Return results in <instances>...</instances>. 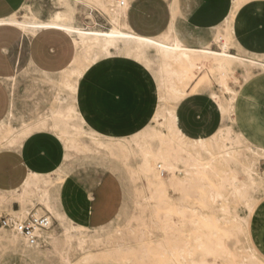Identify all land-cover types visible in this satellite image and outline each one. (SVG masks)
Returning <instances> with one entry per match:
<instances>
[{
	"label": "bare ground",
	"instance_id": "1",
	"mask_svg": "<svg viewBox=\"0 0 264 264\" xmlns=\"http://www.w3.org/2000/svg\"><path fill=\"white\" fill-rule=\"evenodd\" d=\"M58 1L60 10L47 21L40 20L31 12L28 6L29 0L25 2L20 13L4 19L11 22L5 25L16 27L28 36H33L39 30L46 29L64 32L72 38L76 54L69 67L58 74L33 70L49 83L60 85L65 93L57 91L52 95L50 107L46 108L37 120L31 124L23 122L16 128L8 124L14 108V102L11 100L9 112L0 122V143L4 142L7 149L19 150L24 140L32 134L50 131L63 144L64 162H67L70 156L69 149L78 150L81 147L89 152L91 151L90 143L102 147L108 144L104 140H116L118 144L120 143V147L126 148L123 144L126 137L114 135L112 131H99L88 122L86 113L81 108L78 94L80 80L92 66L96 65L101 58H110L122 51L125 58L141 63L152 73L156 83L157 99L165 105V109L152 114L151 122L155 123V127L149 124L144 125L130 133L129 136L139 148V166L145 175L150 199L155 202L158 210L165 211L164 238L158 244L157 256L167 255L166 263L173 264L174 256L179 258L183 255L176 250L183 249L185 245H191L202 264H209V258L214 262L218 259L227 261L223 262L226 264H261L264 256L260 254L254 241H251V246L246 247L240 241L239 238L244 235L241 222L243 219L230 213L228 198L222 192L224 185L228 184L231 187L230 195L239 198L244 210L249 214L264 200V179L257 176L252 169L254 158H264V149L258 147L259 145H252L253 143H250L247 137L235 131L234 125L240 120L238 108L240 94L236 87L229 84L233 82L236 85L239 78H242L244 82L248 81L253 71L264 74V58L258 54L242 51L233 35L235 17L249 2L254 0H231L229 14L218 26L217 35L213 40L218 51L211 48L190 49L185 47L175 37L171 27L157 37H142L133 33L126 22V10L131 0H73L76 3H83L90 10H98L105 15L110 25L106 31L79 27L75 24L74 8L70 6L69 0ZM167 1L174 19L180 11L178 0ZM88 16L92 18L91 14ZM232 48H235L236 54L230 53ZM237 70H240L241 74H238ZM56 75L59 77L55 78ZM210 75L216 78L219 92L212 91L208 96L217 105L223 124L210 136L211 139L209 137L189 139L177 126L176 107L188 96L187 88L192 83L195 82L197 88L202 85L209 86L212 81ZM14 79L2 80L9 93L13 91L11 82ZM81 136L87 138L90 143L81 141L79 139ZM140 140H156L158 143L156 142L157 145L153 149L148 147L147 141L141 145ZM244 142H249V145L245 146V151L249 152L247 155L238 151L239 148L244 147ZM126 153L130 154V152ZM202 154H206L207 159H204ZM238 156L241 157L238 162L242 165L245 175L243 180H240L236 173L228 176L227 171L223 169L224 164L230 161L237 162ZM249 156L253 160H249ZM157 159L164 165L163 172L156 169ZM208 160L213 161L211 167L206 166ZM173 166H176L177 171L171 174ZM185 166L194 174L181 173L179 169ZM165 172L168 173L167 176L164 175ZM60 173H62L61 167L49 175L29 172L20 188L7 193L0 191V201L11 198L19 205L17 211H12L14 216L8 215L10 217L26 214L27 208L37 202L51 215V222H58L63 228L65 240L69 242L75 239L76 246L81 251H85L88 243L95 245L100 243L106 226L94 229L86 227L79 223L76 217L68 214L58 197L51 196L54 183L52 175L58 174L59 176ZM176 173H181V177ZM161 175L171 176L168 187H176L184 193L187 208L189 207L187 198L192 188L196 185L200 188L206 187L204 194L199 193L200 203L207 213L206 216H202L206 223L198 224L192 220L187 213V208L184 209V215L176 216L177 222L171 220L170 211H174V205L171 202L165 203L168 193L164 184L158 182ZM257 189L259 193L256 202H252L250 190ZM88 199H90L89 195ZM121 213L122 208L116 218ZM222 221H229L232 224L228 233L221 230ZM50 228L40 233L41 241L48 240L49 243L54 241V236L49 232ZM88 230H94L98 235L90 236L86 233ZM246 233L249 234L247 231ZM12 234L15 245L20 244L18 241L20 239L24 242L25 248H40V243L31 247L19 234ZM220 235L227 236V248ZM235 247L239 251L244 250L245 253L233 252ZM253 251L258 252L262 259ZM85 253V258L78 264H88L90 261L86 251ZM191 260V256H183L179 264H191Z\"/></svg>",
	"mask_w": 264,
	"mask_h": 264
},
{
	"label": "rangeland",
	"instance_id": "2",
	"mask_svg": "<svg viewBox=\"0 0 264 264\" xmlns=\"http://www.w3.org/2000/svg\"><path fill=\"white\" fill-rule=\"evenodd\" d=\"M36 1L39 0L29 1L30 8L34 12L39 13L41 17H45L48 14L49 17L54 10V0H42V2L45 3L43 11L39 9V4H36ZM69 3L70 6L74 8V13L76 12L77 14L76 24L79 25V27L99 31H106L110 28L107 18L103 20L98 13H93L92 18H90L88 16L91 13L90 9L85 7L83 3H76L74 1ZM211 49L218 51L217 46L211 47ZM262 57L264 58V56ZM237 73L241 74V71L237 70ZM88 74H91V78H87ZM58 77V75L55 76V78ZM210 77L212 81L209 86L202 85L197 88L194 82L187 88L188 96L177 106V111L182 117L185 105L191 104L192 112L195 111L199 118V113L213 110L203 109V107L206 106V101L203 99H208V95L212 91L219 92L216 78L211 75ZM87 79H91L94 82L93 84L99 86L103 92L112 91L114 93H119L123 97H125L123 91L129 88L131 84L141 86L144 88V91L153 94V96L149 95V97L143 99V103L145 105H150V107L142 110L141 114L135 117L134 115H130V109L110 107L109 104L103 101V97L102 101H99L98 98L88 100L81 94V88ZM263 81L264 74L253 71L248 81L244 82L242 78H239L236 85L233 82H229V84L239 90V101L242 99L246 100V102H250L253 88ZM11 83L13 85V91L9 94L11 100L14 102V108L8 124L12 128L20 126L23 122L28 124L33 123L46 108L50 107L53 94L57 91L65 93L60 85L49 83L42 75L31 70L28 64H22L20 66L16 78ZM78 94L82 96L80 97V101L84 102H81V108L86 113V119L96 129H98L96 123L100 126H112L115 129L128 126L126 125L128 122L132 124L137 122L138 129L147 124L155 127V123L151 122L152 114L154 112H160L161 109H165V105L157 99L156 83L152 73L141 63L125 58L122 51L110 58H101L96 65L92 66L90 70L86 72L83 80H80ZM195 101L197 102L196 104ZM239 101L238 105L240 106H238V108L240 116L241 110L243 109L246 113L247 109L246 105L239 104ZM170 105H167V107H170ZM212 112L214 114V110ZM121 120L125 122L122 121V123ZM199 120L200 119L197 121ZM242 120L240 116V120L234 125L235 131L241 133L243 137H247L250 143H253L252 145H259L258 147L264 149V146L259 141H256L248 132V126L242 124ZM214 121L216 122H214L215 124H210L205 127L215 129L223 124V122L220 120L218 121L216 117H214ZM132 132L114 134L126 137L123 140V144L126 148L120 147V143L118 144L116 140H110L111 142L104 140V142L108 144L100 147L90 143L87 138L81 136L79 137L81 141L90 143L91 151L88 152L81 147L78 150L69 149L68 152L70 156L67 162H63L62 160L64 150L59 144L61 148L60 166L62 173H60L59 176L58 174L52 175L54 183L51 189V196L53 198L58 197L64 208L68 211V214L76 217L79 223L82 224L81 215L87 202L88 195H84L70 179V173L75 168L84 165H95L104 168L118 178L121 186L122 213L118 218H114L106 225L105 233L102 234L98 245L94 243L87 244L88 248H86L85 251L90 257L88 264H167V255L162 257L157 256L158 244L162 242L164 238L163 227L166 222L165 211L158 210L155 202L150 199L147 181L139 166V148L129 137ZM146 141L148 147L153 149L158 143L156 140H140L139 143L142 145L146 143ZM248 143L249 142H244V147L239 148L238 151L242 154H249V152L245 151V146ZM3 149H7L4 142L2 144L0 143V150ZM126 152H130V154L127 155ZM202 157L207 159L206 154H202ZM237 159V162L230 161L228 164H224L223 169L227 171L228 176L236 173L239 179L243 180L245 175L242 171V165L238 162L241 157L238 156ZM248 159L253 160L250 156ZM252 169L257 176L264 179V158H254ZM167 174L166 172L164 173L165 176H167ZM176 175L181 177L182 174L176 173ZM205 190L206 187L200 188L199 185H196L192 188L187 198V204L189 206L187 208V213L192 220L196 221L198 224L206 223L202 219V216H206L207 213L200 203L199 196V193L204 194ZM230 190L231 187L225 184L222 192L228 198V204L231 208L230 213L243 219L241 222L244 228V235L239 238L240 241H242L243 246L246 247L248 245L251 246L250 243L253 240L255 245H257L256 247L260 249L259 241H264V200L258 204L251 214H249L244 210L243 204L239 198L230 195ZM258 193V189L254 191L250 190L252 202H256ZM14 202L16 201L11 198H5L0 201V217L8 215L14 216L12 211H17L19 209V205L17 203L13 204ZM31 210L39 214H48L51 216L46 210L42 209L37 202H35L33 206L31 205L27 208V213ZM160 213L164 214V219H160ZM26 214L18 216H24ZM171 220L177 222L178 218L172 215ZM231 226L232 224L229 221H222L221 230L228 233ZM50 227L49 232L54 236V241L49 243L48 240H42L40 242V248L38 249L25 248L24 242L20 239L18 240L20 244L15 245L13 243L12 234L14 232L0 228V264H78L83 261L86 253L76 246V240L72 239L67 242L63 235V228L59 226L58 222L52 221ZM246 231L249 232L248 235ZM86 233L90 236L98 235L94 230H88ZM221 237L227 248V236L222 235ZM233 252L237 254L245 253L244 250L239 251L236 247ZM253 252L262 259L261 253L259 254L256 251ZM218 260H216L218 262H214L209 258L208 262H211H209V264H226L223 262H227L221 259Z\"/></svg>",
	"mask_w": 264,
	"mask_h": 264
},
{
	"label": "crops",
	"instance_id": "3",
	"mask_svg": "<svg viewBox=\"0 0 264 264\" xmlns=\"http://www.w3.org/2000/svg\"><path fill=\"white\" fill-rule=\"evenodd\" d=\"M26 1L0 0V19H7L20 13ZM54 2V10L49 17V14L41 17L39 13L34 12L29 2L28 6L37 18L47 21L60 10L59 1L54 0ZM178 3L179 15L173 19L167 0H131L126 10V22L133 33L142 37H157L171 27L175 37L187 48L216 47L213 40L217 35L218 26L229 14L231 0H178ZM36 4H39V9L43 11L45 3L39 0ZM90 12L91 15L96 12L103 20L106 19L98 10H90ZM76 15L75 12V24ZM233 35L242 51L264 56V1H251L238 13L233 21ZM230 53L236 54L235 48H232ZM74 56L73 40L64 32L46 29L28 36L16 27L0 25V122L9 112L11 101L9 91L2 80L16 78L22 64H28L31 70L37 72L58 74L69 67ZM90 76L91 74H88L87 78H91ZM93 83L91 79H87L81 88V94L88 100L98 98L102 101L103 97V101L110 107L130 109L131 114H129L135 117L140 115L142 110L150 107L143 103V99L153 94L144 91L141 86L131 84L123 91L125 94L123 97L112 91L103 92ZM250 99V102L242 99L239 101V104L246 105L247 109L246 113L241 110L240 116L243 119L241 122L248 126V132L252 137L264 146V81L253 88ZM203 100L206 101V106H202L203 109H213L214 114L213 110L203 111L199 113V121L192 122L188 119L189 114L192 113L191 104L185 105L183 117L176 107L177 126L189 139L208 138L220 127L215 129L205 127L216 123L214 117L218 121H222V118L217 105L209 96L208 99ZM126 114L128 115L127 111ZM126 125L128 126L115 129L112 126H100L96 123L100 131H112L113 134L138 129L137 122L135 124L128 122ZM59 144L64 150L62 142L52 132L41 131L24 140L19 150H0V191L7 193L20 188L29 172L49 175L58 170L61 167ZM70 179L84 195L90 196L81 215L83 225L90 229L99 228L116 218L121 210V186L113 173L95 165H84L75 168L70 173ZM259 247L262 250L258 247L257 249L264 256V241H259Z\"/></svg>",
	"mask_w": 264,
	"mask_h": 264
},
{
	"label": "snow or ice",
	"instance_id": "4",
	"mask_svg": "<svg viewBox=\"0 0 264 264\" xmlns=\"http://www.w3.org/2000/svg\"><path fill=\"white\" fill-rule=\"evenodd\" d=\"M10 23H11L10 21L0 19V25L10 24ZM188 119L192 122H195L199 119V117L198 114L195 111H193L192 113L189 114ZM209 139H211V137H209ZM212 164L213 161L208 160L206 166L211 167ZM156 169L161 172H163L164 170V165L159 161V159H157ZM179 170L181 171V173L187 175L194 174L187 166ZM176 171H177L176 166H173V168L171 169V174H174ZM170 178L171 176L164 177L163 175H161L160 180L158 182L164 184L165 190L168 193L167 197L165 198V203L171 202L174 205V211H170V214L174 216L177 215L182 216L184 215V209L187 208V205L185 203L184 193L176 187H168V181ZM159 216L160 219H164L163 213H160ZM176 251L182 253L183 255L180 256L179 258L174 256L173 264H179V260H182L183 256H191L192 257L191 264H202V262L198 259L197 253L191 248V245H185L183 249H177ZM261 264H264V259L261 260Z\"/></svg>",
	"mask_w": 264,
	"mask_h": 264
},
{
	"label": "built area",
	"instance_id": "5",
	"mask_svg": "<svg viewBox=\"0 0 264 264\" xmlns=\"http://www.w3.org/2000/svg\"><path fill=\"white\" fill-rule=\"evenodd\" d=\"M51 225L48 214H39L31 210L24 216L0 217V228L19 234L28 246L40 243V233Z\"/></svg>",
	"mask_w": 264,
	"mask_h": 264
}]
</instances>
